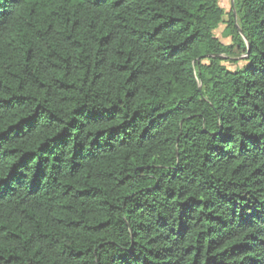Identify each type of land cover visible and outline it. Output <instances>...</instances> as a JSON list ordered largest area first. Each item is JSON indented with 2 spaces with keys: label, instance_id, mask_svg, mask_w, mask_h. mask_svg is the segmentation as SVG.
I'll list each match as a JSON object with an SVG mask.
<instances>
[{
  "label": "trees",
  "instance_id": "1",
  "mask_svg": "<svg viewBox=\"0 0 264 264\" xmlns=\"http://www.w3.org/2000/svg\"><path fill=\"white\" fill-rule=\"evenodd\" d=\"M0 264H264V0H0Z\"/></svg>",
  "mask_w": 264,
  "mask_h": 264
},
{
  "label": "rangeland",
  "instance_id": "2",
  "mask_svg": "<svg viewBox=\"0 0 264 264\" xmlns=\"http://www.w3.org/2000/svg\"><path fill=\"white\" fill-rule=\"evenodd\" d=\"M220 5L227 11H229L231 9V6H232V0H220ZM224 29H225V25L224 24H221L219 26V28L216 30V35L221 39V41L225 44H229L231 43V39L229 37H226L224 36L223 32H224ZM242 64V61L240 62L239 65ZM238 65V66H239ZM237 65L233 64V63H228V67L230 69H235L238 67Z\"/></svg>",
  "mask_w": 264,
  "mask_h": 264
},
{
  "label": "water",
  "instance_id": "3",
  "mask_svg": "<svg viewBox=\"0 0 264 264\" xmlns=\"http://www.w3.org/2000/svg\"><path fill=\"white\" fill-rule=\"evenodd\" d=\"M234 4V0H232V5Z\"/></svg>",
  "mask_w": 264,
  "mask_h": 264
}]
</instances>
